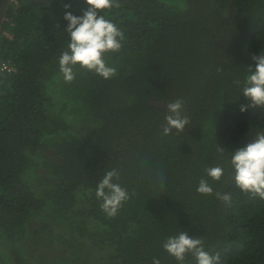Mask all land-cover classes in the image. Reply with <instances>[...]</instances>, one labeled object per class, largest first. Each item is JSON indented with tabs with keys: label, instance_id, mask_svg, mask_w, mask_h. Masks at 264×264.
<instances>
[{
	"label": "trees",
	"instance_id": "16d2710c",
	"mask_svg": "<svg viewBox=\"0 0 264 264\" xmlns=\"http://www.w3.org/2000/svg\"><path fill=\"white\" fill-rule=\"evenodd\" d=\"M86 7L12 0L6 13L0 264H177L163 243L182 231L221 264H264V199L242 193L228 163L264 131V108L240 111L248 67L264 53V0H113L103 11L124 40L104 58L117 75L77 66L66 82L65 11ZM177 99L190 123L164 136ZM215 166L219 181L207 176ZM110 170L130 197L114 217L95 195ZM201 179L212 195L196 191ZM184 264L196 261L187 255Z\"/></svg>",
	"mask_w": 264,
	"mask_h": 264
},
{
	"label": "clouds",
	"instance_id": "9594fccd",
	"mask_svg": "<svg viewBox=\"0 0 264 264\" xmlns=\"http://www.w3.org/2000/svg\"><path fill=\"white\" fill-rule=\"evenodd\" d=\"M84 3L87 7L81 15H74L71 11H65L64 15L70 41L68 50L60 56L59 69L66 82L75 79L74 69L77 66L104 80L117 75L116 67L109 66L104 58L110 52H119L124 40L123 32L106 18L107 14L103 11L113 7V0H84ZM253 61L255 67H248L241 90L249 103L241 106V113H246L250 108H264V53L254 56ZM189 123L184 100L177 99L167 105L162 134L168 136L174 131L183 132ZM253 135L251 142L230 152L228 163L234 172L233 179L237 188L242 193L264 199V131H257ZM218 150L224 152L220 147ZM223 174L221 166L207 169V176L214 181H219ZM118 179L119 173L116 170L107 171L96 187L95 195L101 201V209L110 217L116 216L130 198L127 189L116 182ZM196 191L202 195H212L214 190L206 179H201ZM215 194L230 204L229 194ZM163 248L177 264H184L187 255L193 256L196 264H221L219 254H210L205 250L203 240L190 236L187 231L168 237ZM153 264H159V260L154 259Z\"/></svg>",
	"mask_w": 264,
	"mask_h": 264
},
{
	"label": "water",
	"instance_id": "95a60500",
	"mask_svg": "<svg viewBox=\"0 0 264 264\" xmlns=\"http://www.w3.org/2000/svg\"><path fill=\"white\" fill-rule=\"evenodd\" d=\"M11 1L12 0H0V35H1L2 25ZM29 1L45 4L53 0H29Z\"/></svg>",
	"mask_w": 264,
	"mask_h": 264
},
{
	"label": "built area",
	"instance_id": "2783aa9c",
	"mask_svg": "<svg viewBox=\"0 0 264 264\" xmlns=\"http://www.w3.org/2000/svg\"><path fill=\"white\" fill-rule=\"evenodd\" d=\"M2 65H3L2 71H8V72L11 71L7 65H5V64H2Z\"/></svg>",
	"mask_w": 264,
	"mask_h": 264
},
{
	"label": "flooded vegetation",
	"instance_id": "af4514ba",
	"mask_svg": "<svg viewBox=\"0 0 264 264\" xmlns=\"http://www.w3.org/2000/svg\"><path fill=\"white\" fill-rule=\"evenodd\" d=\"M10 6V5H9Z\"/></svg>",
	"mask_w": 264,
	"mask_h": 264
}]
</instances>
